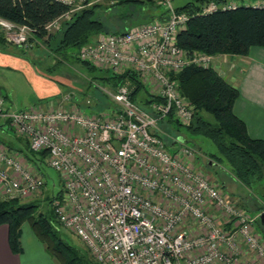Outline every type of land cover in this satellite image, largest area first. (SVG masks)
Segmentation results:
<instances>
[{
  "label": "built area",
  "instance_id": "obj_1",
  "mask_svg": "<svg viewBox=\"0 0 264 264\" xmlns=\"http://www.w3.org/2000/svg\"><path fill=\"white\" fill-rule=\"evenodd\" d=\"M67 9L44 28L56 29L72 12L102 0H60ZM154 17L120 32H102L78 56L111 73L135 71L155 97L146 106L129 100L122 79L106 90L115 106L84 113L62 93L48 108L10 109L0 95V121L61 175L51 211L86 246L93 264H264L258 213L242 207L200 167L198 149L183 136L169 139L159 123L188 125L193 104L170 77L182 67L213 66L217 55L185 50L176 33L189 14L172 0H155ZM263 0H206L203 14ZM7 43L31 49L33 29L0 16ZM32 38V40H30ZM36 40V39H35ZM214 67V66H213ZM150 85V86H149ZM88 102V100H87ZM0 144V197L41 195L45 177ZM240 201V200H239Z\"/></svg>",
  "mask_w": 264,
  "mask_h": 264
},
{
  "label": "trees",
  "instance_id": "obj_2",
  "mask_svg": "<svg viewBox=\"0 0 264 264\" xmlns=\"http://www.w3.org/2000/svg\"><path fill=\"white\" fill-rule=\"evenodd\" d=\"M205 1L188 0L175 6L177 10H183L189 14L185 27L176 33V42L180 47L188 51L201 50L211 55L245 56L250 46H264V6L253 7L239 4L230 9H217L209 13L196 14V10ZM103 4L106 7L121 6L125 9L123 12L129 15L134 13V15L129 16V23L123 29L104 30L108 26L96 13V8ZM148 6L152 8L149 14L139 15L133 11L138 8L146 10ZM66 9L67 4L60 0H0V16L16 23L27 24L33 29V36L36 40H42L43 36L47 34L44 42L50 41L52 52L58 53L57 55L60 57L65 55L61 59L63 62L76 54L77 60L85 64L90 70H99L98 77L109 84L112 90L116 88L119 81L127 79L131 87L130 101L146 106L154 100L155 97H152L148 92L147 87L135 71L125 69L122 73H111L80 59L78 50L82 44L89 42L91 37L100 31H124L134 26L132 23L137 19L147 21L154 17L163 19L166 14L165 9L155 0H102L72 12L70 18L62 21L56 30L47 31L44 28L46 23ZM114 20L116 21V18ZM69 46L76 48L75 53L72 55L62 53L63 49ZM20 48L21 51L25 50ZM61 60L59 61L61 62ZM169 75L176 81L179 92L194 107L190 123L182 127H185L193 135L199 134L208 138L216 147L217 151L208 152L207 159L211 163L207 166L213 169L212 172L221 175L222 178L229 174L231 178L252 191L260 181L264 180V139L250 137L244 122L233 113V103L238 95L237 87L227 81L211 65L202 67L189 64L175 73L170 72ZM139 91L143 93L145 98L138 96ZM64 93L71 94V103H75L82 109L84 105L94 109L98 108L100 100L104 102L105 99L107 107L114 104L113 101L102 96L92 98L90 96L80 97L69 91ZM203 113H207L211 118L208 119ZM175 124L179 125L178 123ZM38 154L37 156L36 152L28 148L25 156L32 162L34 168L44 176L42 166L45 163L46 152L41 151ZM220 187L223 188L222 185ZM20 198L22 197H0V224L5 223L8 226V241L12 250L19 251V227L23 222H27L34 234L45 244L47 251L57 259L59 264H93L90 261L88 250L82 252L62 239L52 225L53 215L50 207L52 197L45 195L49 207H46L45 211L39 209L38 198L28 201H21ZM250 199L257 201L259 198L250 196ZM244 201L245 199L242 198L239 202L242 207H244L242 205ZM244 208L250 210L246 201ZM255 209L262 210V207Z\"/></svg>",
  "mask_w": 264,
  "mask_h": 264
},
{
  "label": "crops",
  "instance_id": "obj_3",
  "mask_svg": "<svg viewBox=\"0 0 264 264\" xmlns=\"http://www.w3.org/2000/svg\"><path fill=\"white\" fill-rule=\"evenodd\" d=\"M16 46L7 43L0 31V95L4 98V105L10 109L48 108L54 104L53 101L56 99L38 101L36 104L18 107L20 98L15 92L17 87L15 85L16 80L12 79L13 76H21L24 82L25 77H27L33 87L35 85L40 89L41 95H45L44 92L55 87L56 84H52L55 83L52 78L38 73V68L33 65L36 62L35 59H30L33 57L20 53V47ZM31 49L33 52L34 47ZM215 62L218 66H213L217 72L237 87L238 95L233 103V113L244 122L250 137L264 139V46L252 45L248 48L245 56L227 54L221 59L217 57L213 63ZM42 69L46 68L42 67ZM77 101L79 102L78 98ZM86 106L84 105L83 108ZM13 132L7 123L0 121V144L6 145L10 151L18 155L21 161H29L25 156L26 151H28L25 139ZM205 152V150H198L197 160L202 161L204 168L209 171L211 169L207 164L211 162L208 159H202ZM30 165L32 166V164ZM210 175L212 180L222 185L229 195L238 194L237 197L240 201L246 197L250 199V196L246 195L244 190L239 189L230 177L224 175L222 178L215 172ZM260 202L264 203V199H260ZM18 240L20 249L16 252L12 250L8 241L7 224H0V264H59L57 259L47 251L45 244L34 234L27 222L20 225Z\"/></svg>",
  "mask_w": 264,
  "mask_h": 264
},
{
  "label": "rangeland",
  "instance_id": "obj_4",
  "mask_svg": "<svg viewBox=\"0 0 264 264\" xmlns=\"http://www.w3.org/2000/svg\"><path fill=\"white\" fill-rule=\"evenodd\" d=\"M186 1L188 0H172V3L174 6H177V5L183 4ZM151 10H152L151 6L150 7L148 6L146 10H142L138 8L133 11L136 14L143 15L145 13L149 14ZM96 11H97L96 13L98 14L99 18H101L105 22V24L108 26L104 30L116 29V28L123 29L124 26L128 25L129 23V19H128L129 16L134 15V13L129 15L123 12L125 11V9L121 6L106 7L105 4H103L102 6L101 5L98 6L96 8ZM115 18H116V21L114 20ZM54 30L56 29H53L50 31H54ZM100 33H102V31L98 32V34ZM98 34L93 35V37H91V40L96 39L97 38L96 36ZM46 37H47V34L43 36L42 40L34 39L35 46H33L34 47L33 52H31L32 51L31 49V50H27L28 52L26 50H25L26 52L20 50V53H22L23 55L26 54L29 57H33L30 59H35L34 61L36 62L33 63V65L38 68L37 69L38 73L40 72L42 75L55 80V83H52V82L51 83L53 85L56 84L55 85L56 88L52 87L51 89L44 92L45 95H41L42 92L40 91V89L36 87L35 85L33 87L30 81H28L27 77H25V82H24L22 81L23 78L21 76H17V77L13 76L12 79L16 80L15 85L17 87L15 92L20 98V100L18 101V107L19 106L25 107V106H29L34 103L36 104L38 101L40 102L44 100H47V101L55 100L56 98L61 96V94L64 93L65 91H69L80 97L90 96L92 98H100L102 96L104 98H108L111 100L110 95L106 91V90H110L111 88L109 84H107L106 82H104L98 77L100 73L99 70H95V71L90 70L85 64L78 61L76 58V54H73L75 53L76 48L72 46H69L63 49L62 53H66L68 55L73 54L69 60H67L66 62L65 61L63 62V60L61 59H63L65 55H62L61 56L62 58H61L59 55H57L58 53L52 52L53 49L52 47L50 48V46L52 45L50 41L48 43L44 42ZM38 41L39 42L41 41V42L39 43ZM217 57L218 59H221L222 57H224V55L219 54L217 55ZM59 60H61V62ZM215 60H217V58ZM54 63L55 65H53ZM216 64L217 62L213 63L214 66H218ZM42 67L46 69H42ZM144 81H145V84H148L150 80L145 79ZM1 91L3 92L2 89ZM138 96L140 98H145L143 93H141L140 91H139ZM105 102H106V99L104 100V102L100 100V103H99L100 105L98 106V108L106 107ZM115 105L116 104H112L111 106H115ZM85 108H83L82 110L84 113L94 112L95 110L92 107H85ZM203 114L208 119L211 118V116H209L207 113H203ZM159 125L162 127L163 131L167 134L165 136L169 139L168 143L171 141L172 138L179 139L180 136H183L190 145H194L195 143L194 146L198 148V150L200 151L205 150L206 152L202 155L203 160L207 159L208 152L217 151L215 145L208 138H205L204 136L199 135V134L193 135V133L191 134L185 127H182L180 125L177 126L174 122L169 123L167 125L166 124L163 125V123L160 122ZM38 155L39 154L37 153V156ZM199 162H200V167L205 172H208V174L210 175L213 169L210 168L211 170L208 171L207 169L204 168L203 162L202 161H199ZM42 169L45 174L44 175L45 187L41 195H34V196L26 195L25 197L20 198V200L28 201L31 199L38 198L39 199L38 201L39 209H41L42 211H45L46 207L49 208L47 200L45 199V195L50 196V197L56 196L62 188V181H61V175L53 167L44 163L42 166ZM227 175L228 177H230L229 174ZM230 179L233 181L235 185H237L239 189L244 190L246 195L256 196L257 198L264 199V180H262V182L260 181L256 185V187L252 191H250V189L245 188L237 180L231 177ZM233 196L237 198L238 202H240L239 198L237 197L238 194H235ZM245 201L246 203H248V207L250 209L249 211L252 214H254L255 212L258 213L259 210H256L255 208H260V207L264 208V203H261V202L258 203L260 201L259 199L257 200L258 201L257 202V201H254L246 197ZM245 201L242 203L244 207H245ZM52 217L53 218H52L51 223L56 228L58 233L61 235L62 239L68 241L71 245L77 247L82 252L87 250L85 244L71 230H69L68 228L62 226L59 222H57L54 215ZM254 226H255L257 233H260V235L262 236V239L264 240V224H260V219H259L258 222L256 221ZM89 256H90V261H92L90 254Z\"/></svg>",
  "mask_w": 264,
  "mask_h": 264
},
{
  "label": "water",
  "instance_id": "obj_5",
  "mask_svg": "<svg viewBox=\"0 0 264 264\" xmlns=\"http://www.w3.org/2000/svg\"><path fill=\"white\" fill-rule=\"evenodd\" d=\"M145 22H147V20H145V19H137V20H135L133 23H132V25H139V24H142V23H145ZM259 219H260V223L261 224H264V211H261L260 213H259Z\"/></svg>",
  "mask_w": 264,
  "mask_h": 264
}]
</instances>
